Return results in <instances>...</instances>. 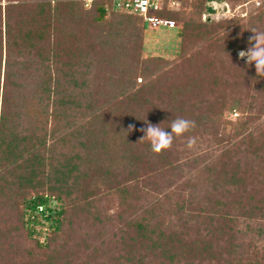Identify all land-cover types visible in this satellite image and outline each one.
Listing matches in <instances>:
<instances>
[{
	"label": "trees",
	"instance_id": "1",
	"mask_svg": "<svg viewBox=\"0 0 264 264\" xmlns=\"http://www.w3.org/2000/svg\"><path fill=\"white\" fill-rule=\"evenodd\" d=\"M177 1L175 63L105 3L0 0V264H264V78L236 55L264 12ZM177 117L170 150L139 141Z\"/></svg>",
	"mask_w": 264,
	"mask_h": 264
},
{
	"label": "rangeland",
	"instance_id": "2",
	"mask_svg": "<svg viewBox=\"0 0 264 264\" xmlns=\"http://www.w3.org/2000/svg\"><path fill=\"white\" fill-rule=\"evenodd\" d=\"M175 1V0H172ZM170 0V2H172ZM180 1V0H179ZM261 5L257 6L256 4V0H246V3L242 4V5H237L234 6V2H227L226 3V14L228 16H237L236 18L238 20H240L242 23H247L248 19L250 18L251 15H258L259 16V12H264V7H263V3L264 0H259ZM176 2L178 3L175 6H171V8L173 10H178L181 6V2H178L176 0ZM220 5H224L225 2H217ZM210 4V3H209ZM84 9L86 11H91L92 8L87 9L84 7ZM218 12H220L221 17L225 16V13H222L221 8H219ZM178 28L173 29V30H169V29H165V28H161L159 30H151L147 28V32L144 34V39H143V57L147 58V57H160V58H164L166 60H169L171 62H177L179 59V55H180V51H181V31L180 28L182 26V24L177 23ZM241 51V50H240ZM238 51L236 53L237 57L239 58L238 53L240 52ZM242 61L246 62V58L245 59H240ZM138 83H141V80L138 79ZM236 118V115L233 116V119ZM57 204L53 205V208L56 207ZM108 213L111 214L112 211L109 207V209H107ZM50 235V230H42V234H38L36 236V238L43 244L47 243L48 237ZM264 246V243H263Z\"/></svg>",
	"mask_w": 264,
	"mask_h": 264
},
{
	"label": "clouds",
	"instance_id": "3",
	"mask_svg": "<svg viewBox=\"0 0 264 264\" xmlns=\"http://www.w3.org/2000/svg\"><path fill=\"white\" fill-rule=\"evenodd\" d=\"M253 35L249 37V47L241 50L238 55L240 59L246 58V63L255 66L256 76L264 78V31L256 28L249 30ZM146 127L139 129L144 136L139 141H147L150 145V151L153 154L160 155L170 150L174 140L184 137L196 128V122L187 118L177 117L171 121L170 132L165 131L160 125H153L145 120ZM135 130L134 125H129L128 132ZM195 144V139L189 137L188 147Z\"/></svg>",
	"mask_w": 264,
	"mask_h": 264
},
{
	"label": "built area",
	"instance_id": "4",
	"mask_svg": "<svg viewBox=\"0 0 264 264\" xmlns=\"http://www.w3.org/2000/svg\"><path fill=\"white\" fill-rule=\"evenodd\" d=\"M84 4V7L90 9L95 2H102L106 4L107 10L109 8H113L117 11L127 12L133 14L139 18H141L148 29L151 30H159L161 28L173 30L178 28L176 22L172 20H168L165 18H161L157 16L163 9L164 2L166 0H79ZM257 6H260L261 3L259 0H256ZM178 3L176 1H172L170 3L171 6H175ZM226 5V4H225ZM220 14L216 13L212 16L211 19L214 18H223V17H230L226 14L225 16L221 17ZM44 211L43 208H39V214Z\"/></svg>",
	"mask_w": 264,
	"mask_h": 264
},
{
	"label": "water",
	"instance_id": "5",
	"mask_svg": "<svg viewBox=\"0 0 264 264\" xmlns=\"http://www.w3.org/2000/svg\"><path fill=\"white\" fill-rule=\"evenodd\" d=\"M219 8H221L222 10V13H225L226 12V6L225 4L223 5H220L218 4L217 2H211L209 5H208V8H207V11L206 13L204 14V20L206 22H210L212 19V16H214L216 13L220 14V12H218Z\"/></svg>",
	"mask_w": 264,
	"mask_h": 264
}]
</instances>
